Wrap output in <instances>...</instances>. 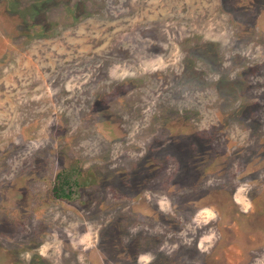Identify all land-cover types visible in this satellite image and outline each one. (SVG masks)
I'll list each match as a JSON object with an SVG mask.
<instances>
[{"label":"rangeland","instance_id":"374dc122","mask_svg":"<svg viewBox=\"0 0 264 264\" xmlns=\"http://www.w3.org/2000/svg\"><path fill=\"white\" fill-rule=\"evenodd\" d=\"M0 264H264V0H0Z\"/></svg>","mask_w":264,"mask_h":264}]
</instances>
